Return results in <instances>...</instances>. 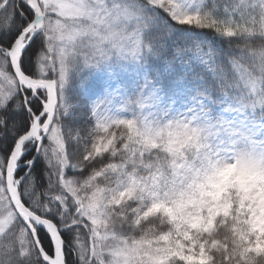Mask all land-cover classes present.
Wrapping results in <instances>:
<instances>
[{
  "label": "rangeland",
  "instance_id": "1",
  "mask_svg": "<svg viewBox=\"0 0 264 264\" xmlns=\"http://www.w3.org/2000/svg\"><path fill=\"white\" fill-rule=\"evenodd\" d=\"M5 1L0 0V6ZM171 1L179 20H189L199 13V0ZM44 3L47 35L51 39L49 56L58 51L62 57V90L69 75L67 60L75 55L80 43L86 50L85 57L99 73H104L99 67L107 73L115 69L113 81L104 75L103 91L90 102L101 128L108 130L120 122L131 125L123 171L134 160L142 161L151 153L161 152L168 157L150 171L144 170L146 174L142 175L127 177L115 170V185L97 190L85 204L77 196L80 191H75L74 183L67 182L70 195L79 201L81 219L89 220L95 232L92 247L77 243L82 261L91 263L93 254L106 264H166L171 258L191 264L207 263L209 258L200 250L197 238L208 232L220 216L228 214L233 204L240 214L237 231L248 242L250 254H257L264 235L263 111L251 117L235 111L237 118L230 110L217 109L215 114L182 88L185 83H172L167 92L160 91L155 83L153 86L147 81L140 83L142 44L140 37L132 33V24L139 21L140 13L129 0H44ZM212 21L217 32L224 36L250 30L257 24L246 10L217 11ZM112 61L116 62L114 66ZM176 66L185 75L193 66L217 74V67L207 53L179 60ZM1 67L0 111H3L19 94L20 85L8 60H3ZM246 78L254 81L250 76ZM48 143L45 158L56 175L59 172L63 175L69 161L61 130L55 123L49 130ZM127 197L147 205L149 215L159 212L169 215L173 231L149 244L130 242L108 232L110 204ZM0 238H3L0 264H48L35 250L29 231L19 220L1 174Z\"/></svg>",
  "mask_w": 264,
  "mask_h": 264
},
{
  "label": "trees",
  "instance_id": "2",
  "mask_svg": "<svg viewBox=\"0 0 264 264\" xmlns=\"http://www.w3.org/2000/svg\"><path fill=\"white\" fill-rule=\"evenodd\" d=\"M38 1L44 12V0ZM129 1L136 6L134 10L140 13L139 21L132 24V33L140 37L142 44L140 83L147 81L149 86L157 84L160 91L166 92L172 83H185L182 88L190 91L198 103L215 114L217 109L230 110L235 118L238 117L235 111L249 117L256 113L260 115L262 111L264 113V1L199 0V13L189 20L176 18L175 6L171 0ZM221 10H246L257 24L250 30L234 35H220L213 24L212 15ZM45 16L47 19V14ZM34 19L35 12L27 0H9L0 14V79L3 76L2 61L8 60L5 52L13 48ZM47 25L46 22L24 54L20 65L29 77L57 82L59 107L55 124L61 130L69 166L63 171V175L60 172L55 174L44 154L49 144L47 137L41 150L34 142L26 146L28 152L19 162L23 167L15 178L16 181H22L19 195L24 204L61 229L66 242V264H86L76 246L78 242H82L86 247H92L95 232L89 220L81 219L78 212L79 201L70 195L67 182L74 183L75 191H80L77 196L85 204L97 190L115 185V170L119 171L117 174L127 177L128 174L142 175L146 174L144 170L150 171V168L168 157L161 152L151 153L145 155L142 161L134 160L131 167L123 171V166L127 164L131 125L120 122L113 124L108 130L101 128L95 121L90 102L95 94L103 91L104 75L113 81L115 69L107 73L103 67H99L104 71L99 73L85 57L86 50L80 43L75 55L69 56L67 60L69 75L66 87L62 90V57L58 51L49 56L51 41L47 35ZM200 52L211 56L217 67V74L214 75L201 66H193L186 75L181 73L176 66L179 60L189 59ZM115 63L112 61L113 66ZM248 76L254 81H248ZM194 80L197 81L196 84L192 83ZM19 89V94L0 111V174L3 180L17 141L29 132L47 101L44 89ZM65 113H68V117H64ZM45 121L46 118L42 120V124ZM149 210L147 205L142 206L134 198L117 200L109 206L107 231L119 234L130 242L142 241L147 244L173 231L169 215L164 212L149 215ZM19 220L29 231L39 254L33 234L20 217ZM240 223V214L236 204H233L228 214L220 216L208 232L198 236L197 245L208 256L209 261L195 264H264V235L261 237L260 251L252 255L248 242L242 240L237 231ZM35 230L43 250L53 257L54 247L49 233L39 226H35ZM114 238L117 239L115 235ZM92 256L89 264H106L93 254ZM166 264L191 263L181 258H171Z\"/></svg>",
  "mask_w": 264,
  "mask_h": 264
},
{
  "label": "water",
  "instance_id": "3",
  "mask_svg": "<svg viewBox=\"0 0 264 264\" xmlns=\"http://www.w3.org/2000/svg\"><path fill=\"white\" fill-rule=\"evenodd\" d=\"M9 0L5 1L0 6V14L4 10L6 4ZM29 6L34 10L35 12V20L34 22L23 31V33L20 35V37L15 42L13 48L7 52H5L6 58L9 59L12 72L20 84L21 87L28 86L30 88H41L45 89L47 91V101L44 104V110L42 113L37 117L34 125L31 127L29 132L21 137L17 143L15 148L13 149L8 164L6 168V174H5V183L7 187V192L9 194V198L11 200V204L17 214L26 222L29 229L33 233L37 247L39 250L40 255L45 259V261L48 264H66L65 261V247L66 242L62 237L61 229L52 221L42 218L32 212L22 201L20 195H19V186L20 184H16L15 182V176L16 173L20 170L19 161L24 156V149L26 145L35 137V136H41L42 132V140L40 143V147L42 146L44 140L48 136L49 130L54 123V120L56 118L58 106H59V96H58V85L57 82L54 80H45V79H34L29 76H27L21 69V60L28 50V48L32 45L34 40L37 38V36L42 31L44 24H45V16L43 14V11L41 9V6L38 2V0H28ZM30 38L25 42V38L31 34ZM1 50V47H0ZM48 116V119L46 123L41 126L42 119ZM45 130H42V129ZM39 140V139H38ZM37 140V141H38ZM36 141V142H37ZM35 226H39L43 229H45L53 242L54 247V257H50L47 255V253L43 250L37 234L35 230Z\"/></svg>",
  "mask_w": 264,
  "mask_h": 264
}]
</instances>
